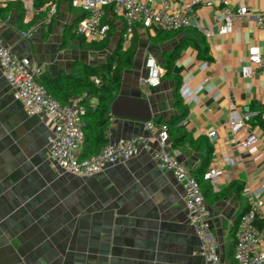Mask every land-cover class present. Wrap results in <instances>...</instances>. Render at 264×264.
Here are the masks:
<instances>
[{
	"label": "crops",
	"instance_id": "1",
	"mask_svg": "<svg viewBox=\"0 0 264 264\" xmlns=\"http://www.w3.org/2000/svg\"><path fill=\"white\" fill-rule=\"evenodd\" d=\"M7 1L0 0V7ZM45 1L48 10L50 0ZM211 1L197 8L202 29L192 26L155 42L156 28L136 27L132 66L122 70L119 91L110 96L109 108L118 95L141 96L149 100L151 120L176 121L182 113L176 107V82L162 78L160 85L147 86L144 61L152 54L163 68V77L169 56L179 45V50L190 45L180 54L178 50L172 74L182 83L187 79L191 91L204 76L208 79L203 89L194 91L191 102L183 100L188 113L177 125L184 127L188 137L180 140L181 133L172 127L169 149L192 172L207 156V168L224 155L234 159L232 164L220 162L224 174L219 189L212 188L205 201L210 231L218 239L220 264H235L234 230L246 209L243 190L264 187V125L256 130L257 143L244 149L240 144L244 132L233 133L229 121L235 114L256 111L253 104L264 109V67L255 64L249 78L240 75L250 55L264 57V0H231L233 9L246 4L249 13L233 21L224 34L215 21L219 0ZM24 2L32 7V0ZM75 12L86 14L73 0H59L51 24L40 22L24 37L12 11L0 20V38L13 53L40 65L44 76L76 77L77 62L97 67L103 75L121 40L123 20L107 8L108 45L91 49L73 36ZM204 62L205 72L200 69ZM77 101L73 97L70 103ZM89 104L95 108L98 100L90 98ZM211 130L216 131L213 140L208 137ZM146 134L144 122L112 115L105 131L108 141ZM50 135L45 116L28 115L0 68V264H204L183 189L170 172L158 168L148 151L140 148L129 161L94 175H74L49 158ZM257 224L264 242V207Z\"/></svg>",
	"mask_w": 264,
	"mask_h": 264
},
{
	"label": "built area",
	"instance_id": "2",
	"mask_svg": "<svg viewBox=\"0 0 264 264\" xmlns=\"http://www.w3.org/2000/svg\"><path fill=\"white\" fill-rule=\"evenodd\" d=\"M58 1L50 0L47 4L48 22L56 13ZM211 4V0H73V5L81 7L86 13L75 26L74 32L90 42L104 41L108 38L110 26L103 22V18L106 9L110 8L113 15L123 20L121 45L125 49L131 44L138 25L165 31H179L192 26L202 29L200 21L197 20V8ZM37 13V9L27 8L26 18L29 19ZM248 13L246 4L233 9L231 0H219L215 11L218 32L220 34L230 32L232 22L244 19ZM255 20L258 24L261 23L259 17L256 16ZM206 33L208 35V32ZM21 34L24 37L29 36L28 31H22ZM255 64L264 67V57L260 54H252L248 57V63L241 68L240 75L243 79L252 75ZM144 66L146 69L144 83L149 87L160 85L163 68L157 59L152 54H148ZM0 68L14 98L22 102L28 115L43 114L45 116L51 128L49 158L62 171L90 176L118 162L129 161L140 148L148 151L158 168L170 172L183 189L189 223L200 239V251L204 264H220L218 239L210 231L203 190L192 171L170 152L166 124H156L153 120L145 121L146 135L108 141L96 154L80 159L78 154L84 144L82 115L86 107L80 105L78 101L61 104L41 82L43 68L34 61L13 53L1 38ZM200 69L205 72L208 64L204 62ZM203 79L194 90L195 92L204 88L203 84L208 77L204 76ZM186 80L184 79L180 87V95L189 103L193 100L194 91L189 89ZM91 81L99 84L101 79L93 75ZM257 114L258 111H247L235 114L229 121V128L233 133L244 132L240 140L244 149L251 148L258 141L256 130L260 126L252 123V118ZM261 119L264 120V113L261 114ZM208 137L213 140L216 137V131H209ZM220 162L232 164L234 159L224 155L220 161L210 165L205 171L204 178L210 182L214 190L219 189V178L224 174ZM243 193L246 209L234 230L235 264H264V242L262 232L257 226V218L262 215L264 207V187L261 184L255 187L246 186Z\"/></svg>",
	"mask_w": 264,
	"mask_h": 264
},
{
	"label": "trees",
	"instance_id": "3",
	"mask_svg": "<svg viewBox=\"0 0 264 264\" xmlns=\"http://www.w3.org/2000/svg\"><path fill=\"white\" fill-rule=\"evenodd\" d=\"M32 7L38 10L37 15L31 19L26 18L27 7L24 0H9L6 5L0 7V20L7 18L11 12L16 14V23L20 31H28L33 26L38 23H43L50 25L53 19V16L50 18V21L46 23L44 18L47 16V9L45 8V0H32ZM70 8L75 9L71 4ZM77 14L75 23L73 24V36H76L83 42H86L88 47L91 49H103L108 45V38L101 42H90L84 39L81 35H78L74 32V28L77 23L83 18L84 14ZM46 15V16H45ZM107 9L105 11V16L103 22L109 23L106 19ZM136 31V29H135ZM177 31H165L157 29L155 42H159L164 37H171ZM135 35V32H134ZM134 35L132 37V42L127 48H123L121 45V40L117 45L116 49L110 56L109 60L105 64V73L102 75L97 67L90 66L88 64L77 62L75 64L78 76H73L70 74H60L57 77H48L41 75V82L46 87L47 91L57 99L61 104L70 103L71 98L77 97L78 103L84 107L86 110L82 115L83 120V132H84V144L78 157L89 158L90 156L96 154L100 148L108 142L107 137L105 136V131L109 127L111 122V115L109 112V98L113 94H116L119 91L121 83V73L122 70L128 69L132 66V58L134 56L135 49L137 47V42L134 40ZM181 47H177L175 51L169 56L170 60L166 61L165 73L162 78L172 80L176 82V107L180 108L182 113L178 119L172 121H165L163 119L155 120L156 124H166L168 127V132L172 127H175L176 132L181 133L179 139L183 141L188 137V133L184 130V127L178 126V122L181 118L185 117L188 113L186 104L183 101V98L180 95V87L182 84V79L178 75L172 74L173 62L177 58L178 50ZM207 51H204L203 57L206 58ZM97 75L100 77L101 82L95 84L91 81V77ZM96 98L98 100L97 107L89 106V99ZM253 110L258 111V114L253 117V124H259L260 126L264 125V120L261 119V114L264 113V109L255 106H251ZM180 141V142H182ZM193 144V141H190ZM176 143L174 142V145ZM195 147V146H194ZM208 152H212V147H208ZM210 162V157L207 156L201 167L192 172L193 176L197 179L200 184L204 196L212 190V187L209 185L207 180L204 178V173L207 169V166ZM258 226V224H257ZM259 228V227H258Z\"/></svg>",
	"mask_w": 264,
	"mask_h": 264
},
{
	"label": "water",
	"instance_id": "4",
	"mask_svg": "<svg viewBox=\"0 0 264 264\" xmlns=\"http://www.w3.org/2000/svg\"><path fill=\"white\" fill-rule=\"evenodd\" d=\"M109 112L114 117H127L138 121L152 119L149 100L141 96L118 95L112 102Z\"/></svg>",
	"mask_w": 264,
	"mask_h": 264
},
{
	"label": "rangeland",
	"instance_id": "5",
	"mask_svg": "<svg viewBox=\"0 0 264 264\" xmlns=\"http://www.w3.org/2000/svg\"><path fill=\"white\" fill-rule=\"evenodd\" d=\"M190 45L186 44L184 45L180 50H179V54L182 53L185 49H187Z\"/></svg>",
	"mask_w": 264,
	"mask_h": 264
}]
</instances>
